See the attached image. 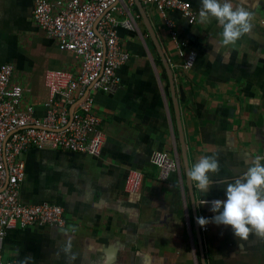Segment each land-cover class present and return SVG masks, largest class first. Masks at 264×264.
<instances>
[{"label": "crops", "instance_id": "crops-1", "mask_svg": "<svg viewBox=\"0 0 264 264\" xmlns=\"http://www.w3.org/2000/svg\"><path fill=\"white\" fill-rule=\"evenodd\" d=\"M139 1L173 65L176 94L143 18L139 21L145 27L138 21L135 31L121 30L124 47L128 50L122 35H132L139 52L135 63L129 59L118 70L117 87L95 93L108 137L103 154L95 158L61 149H29L23 155L27 177L21 198L53 190L56 196L49 204L66 210L68 227L13 229L4 258L17 264H264V237L250 233L241 240L230 227L213 223L203 232L196 222L201 216L211 219L210 202L225 200L227 183L239 178L256 155H264V0H232L234 7L251 13L250 31L235 48L221 46L222 29L215 21L190 26L182 14L172 13L186 53L197 56L190 71L181 68L184 60L174 61L178 50L170 32L161 38L151 18L153 9ZM183 1L195 11L201 7L200 0ZM136 7L137 1L133 12L140 13ZM34 10V0H0V69L16 67L14 82L32 90L28 98L42 116L50 96L47 73H77L80 62L41 30ZM154 152L178 161L168 181L159 179V167L151 162ZM59 155L67 162L45 159ZM211 155L218 156L220 172L210 174L213 186L205 194L187 171ZM133 169L144 175L138 194L126 189ZM203 200L209 203L203 205Z\"/></svg>", "mask_w": 264, "mask_h": 264}, {"label": "built area", "instance_id": "built-area-1", "mask_svg": "<svg viewBox=\"0 0 264 264\" xmlns=\"http://www.w3.org/2000/svg\"><path fill=\"white\" fill-rule=\"evenodd\" d=\"M37 25L57 41L61 50L72 52L80 70L50 71L46 75L49 100L46 112L38 114L29 100L32 90L14 82L16 67L0 69V264H17L4 258L8 232L20 228L68 227L66 210L43 203L28 205L21 198L27 177L23 155L29 149H61L76 155L100 157L108 143L104 118L95 106V93L110 92L121 83L118 70L131 55L124 47L121 30L135 31L141 14L133 12L136 0H34ZM155 9L170 32L184 71L193 69L197 56L187 54L178 37L172 13L182 14L190 26L198 20L193 4L183 0H143ZM173 65H171V69ZM151 162L159 167V179L168 181L179 168L178 161L165 152H154ZM144 175L133 169L126 189L138 194ZM203 232L209 230L202 228Z\"/></svg>", "mask_w": 264, "mask_h": 264}, {"label": "clouds", "instance_id": "clouds-1", "mask_svg": "<svg viewBox=\"0 0 264 264\" xmlns=\"http://www.w3.org/2000/svg\"><path fill=\"white\" fill-rule=\"evenodd\" d=\"M199 23L208 25L213 21L222 29V47L235 48L247 33L251 13L243 6L234 7L232 0H200ZM220 163L217 155L202 156L189 167L187 176L201 193L208 194L213 186L211 175H218ZM226 199L210 202L211 219L197 217L201 228L209 223L230 227L236 238L247 240L250 233L264 237V155H256L247 170L234 182L227 183ZM209 201L203 200L202 204ZM70 244L65 251H70Z\"/></svg>", "mask_w": 264, "mask_h": 264}, {"label": "rangeland", "instance_id": "rangeland-1", "mask_svg": "<svg viewBox=\"0 0 264 264\" xmlns=\"http://www.w3.org/2000/svg\"><path fill=\"white\" fill-rule=\"evenodd\" d=\"M149 10H151V9H149ZM151 18H152V21L155 25L157 33L160 35V37L161 38H164L167 36L170 37L169 33L167 32L168 29H167V27L163 21V18L159 15V13L155 9L152 11ZM139 22L141 24V27H145L142 21H139ZM122 36H123V38L125 37L127 39V47H128V50L131 52L130 53L131 58H129L130 62L135 63V61H136L135 56L139 52L135 47L137 40H134V37H132V35L131 36L129 35L127 37L125 35H122ZM136 37H137L136 39H139V43L142 46V50L146 54L145 45L137 33H136ZM146 41H147V47L149 48V51L151 53H153L154 47L152 46L150 40H146ZM167 47L172 51L173 45L168 44ZM169 49H168V52L170 51ZM177 54H178V51H177ZM178 58H179L178 56L176 58H174V61L177 62ZM179 60H181V59H179ZM41 152H46V151H41ZM60 156L61 155L50 157V158H45V159L49 160L51 163H57L58 165L66 163L67 161L62 159V156L61 157ZM87 156H89V155H87ZM90 157H93V156H90ZM95 158H97V157H95ZM54 196H56V194L53 192V190H49V191L47 190L42 195H38V196L34 195L33 197H29L26 199L24 198V201H26V203H28V205L42 204L45 202L52 203L51 199Z\"/></svg>", "mask_w": 264, "mask_h": 264}, {"label": "water", "instance_id": "water-1", "mask_svg": "<svg viewBox=\"0 0 264 264\" xmlns=\"http://www.w3.org/2000/svg\"><path fill=\"white\" fill-rule=\"evenodd\" d=\"M136 1H137V6H138V8L140 10V13L142 15L143 21H144L149 33L151 34V37H152V40H153L152 43H153L156 51H158V54L161 57V59H162V61L164 63L165 69H166V71H167V73L169 75L171 86H172V90H173V95H175L176 94V90H175V87H174V76H173L169 61L167 59V56L165 54V51L162 48V46H160V44L158 42L157 35L155 34V31H154V28H153L152 23L150 21V18L148 17V15H147L145 9L143 8L141 2L139 0H136ZM177 113H178L177 117L180 120V112L178 111V109H177ZM183 141H184V139H183ZM185 159H186V161L188 163V157H187L186 152H185Z\"/></svg>", "mask_w": 264, "mask_h": 264}, {"label": "trees", "instance_id": "trees-1", "mask_svg": "<svg viewBox=\"0 0 264 264\" xmlns=\"http://www.w3.org/2000/svg\"><path fill=\"white\" fill-rule=\"evenodd\" d=\"M136 10L138 11V8L136 7Z\"/></svg>", "mask_w": 264, "mask_h": 264}]
</instances>
